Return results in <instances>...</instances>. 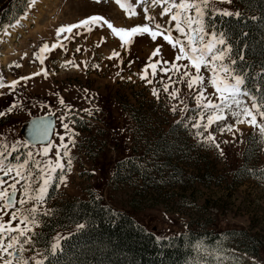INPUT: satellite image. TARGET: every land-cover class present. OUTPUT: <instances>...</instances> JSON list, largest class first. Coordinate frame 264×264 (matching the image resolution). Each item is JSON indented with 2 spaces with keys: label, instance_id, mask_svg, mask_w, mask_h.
Listing matches in <instances>:
<instances>
[{
  "label": "rangeland",
  "instance_id": "1",
  "mask_svg": "<svg viewBox=\"0 0 264 264\" xmlns=\"http://www.w3.org/2000/svg\"><path fill=\"white\" fill-rule=\"evenodd\" d=\"M7 1L0 0V7ZM121 2L123 8L117 0H100L99 3L96 0H36L31 6L27 0V11L19 19V25H0V41H3L0 43V78L6 85L0 88V112L4 113L0 115V125L1 121L6 125L0 127V138L9 143L26 142L21 136L26 120L45 115L57 117L47 157L36 153L48 144L21 149V152L33 151L42 167L49 159L56 160L58 154L63 157L66 179L64 183L57 181L48 187L43 205L46 210H51L59 201L89 199L91 189L115 209L130 213L159 237L179 235L189 228L208 231L244 228L250 234L264 236V176L235 174L249 146L252 161L264 170V136L247 124L236 125L239 131L222 134L214 124L209 132L215 135L219 149L202 143L196 129L191 127L194 121L189 117L196 116L197 109L186 83L173 84L169 76L172 81H176L177 76L160 71L161 67H166L163 61H174L175 49L162 38L152 42L147 36L137 37L128 47L121 46L119 37L106 25L94 26L91 32L76 29L67 38V34L57 36L61 26L93 15L103 16L117 28H131L146 22L139 0ZM236 4L231 0V3H217L215 7L236 12L239 6ZM129 5L137 13L135 16L127 10ZM161 11L156 7L148 14L156 16V22L166 24L168 18L161 17ZM4 30L10 35H5ZM173 35L177 34L173 32ZM45 43L63 47L45 52L41 64L37 54ZM159 45H163L160 55L152 57ZM113 52L119 56L109 59ZM157 60L161 64L153 76L149 63ZM17 64L20 67H16ZM146 68L152 83L141 79ZM13 81H19L15 88L9 87ZM165 85H169V91L180 89V98L189 108L186 114L171 111L178 101L169 99L164 92ZM153 89L157 90L158 98L153 95ZM212 91L208 83V93ZM130 111H137L144 125H137ZM65 123L70 131L63 127ZM223 123L234 124L235 121L229 117ZM174 124L176 129L170 133ZM159 134L170 144L175 142L182 146L183 154L169 161L176 169L169 171L168 165L164 169L169 157L150 149ZM62 144L68 145V156H63ZM121 160L132 161L151 174L156 186L150 187L136 174L127 182L115 178L117 163ZM173 171L179 174V182H173ZM20 196L18 192L17 199ZM31 206L17 205V208ZM8 219L9 216L4 217L5 221ZM246 248L236 238H225L221 253H214L216 257L211 264H264V253L252 257ZM25 255L33 256L35 252Z\"/></svg>",
  "mask_w": 264,
  "mask_h": 264
},
{
  "label": "snow or ice",
  "instance_id": "2",
  "mask_svg": "<svg viewBox=\"0 0 264 264\" xmlns=\"http://www.w3.org/2000/svg\"><path fill=\"white\" fill-rule=\"evenodd\" d=\"M35 2L36 0H29V6ZM96 2L99 3L100 0H96ZM225 2L231 3V0H139V3L143 5L144 20L146 21L143 24L131 28H117L103 16L93 15L78 23L61 26L57 29V36L67 34L65 36L67 38L73 35L76 29L83 28L91 32L94 26L104 27L106 25L113 35L119 37L121 46L124 47L130 46L137 37L147 36L152 42L162 38L176 50L177 54L173 62L163 61L166 67H161L160 71L165 74L174 73L177 76L176 81H172L169 76V80L173 84L186 83L197 109V115L189 117L194 121L191 127L196 129V136L202 143L219 149L220 146L216 143L215 135L209 132L214 124L219 126L222 134L224 132L234 133L239 131L236 125L247 124L264 136V65L261 66L258 79L250 76L247 67L240 68L238 66V60L241 63L245 60L246 45L242 46L238 50L236 58H233V45L230 43L228 33L215 29L214 22L217 16L240 18L239 12L215 7L217 3ZM117 3L122 8L124 7L121 0H117ZM156 7L162 9L159 13L161 17L168 18L166 24L156 22V16L148 14L150 9ZM127 10L131 11L133 16L137 14L130 5ZM19 23L18 19L16 24L9 27H15ZM173 32L177 35L174 36ZM4 34L10 35L7 30H4ZM242 35L246 37L248 34L245 32ZM2 42L0 41V43ZM162 46L156 47L152 57L160 55ZM57 47H63V45L43 44L37 54L40 63H44L45 52L52 51ZM79 51L80 49L77 48V52ZM117 56L119 53L113 52L109 59ZM185 61L187 63H184ZM68 63L79 68V65L72 61ZM160 64L159 60L149 63V67L153 70V76ZM16 67H20V65L17 64ZM85 67H87L86 62ZM96 67L99 66L96 65ZM205 73L208 75L206 76ZM39 74L35 73L34 75ZM43 74L47 76V70H44ZM29 78L22 77L21 79ZM141 79L152 83L148 79L147 68ZM206 80L213 89L211 93H208ZM250 81H257V83L253 86ZM18 83L19 81H13L9 87L15 88ZM5 86L3 79L0 78V88ZM164 92L168 94L170 100L178 101L177 104L172 105L173 113L179 110L186 114L189 111L184 99L180 98L179 88L169 91V85H165ZM153 95L159 97L156 89H153ZM179 105H184V107L179 108ZM3 114L0 112V115ZM229 117H232L235 123L222 124ZM258 117L261 119L258 120ZM63 127L66 131H70L67 123ZM206 133L207 135H205ZM43 136H48L46 129ZM61 140H64L63 136ZM30 147L34 146L28 145L27 142L9 143L5 138H0V173H2L0 175V264H59V254L63 252L61 243L64 239L63 236H56L54 242L50 243L43 252L36 249L34 240V237L37 236L35 229L40 226L38 217L50 214V210L43 208L48 187L57 181L65 182L63 157L58 154L56 160L49 159L42 167L41 162L35 159L33 151L21 152V149ZM60 147L63 149V156H68V145L62 144ZM50 151L51 141L36 155L47 157ZM221 155H223L222 151ZM30 164L31 167H29ZM67 164L71 165L70 158ZM57 172L60 175H55ZM6 177L8 179H5ZM34 184L40 186L33 187ZM17 185H21V188H18ZM18 192H21L19 199H17ZM28 204L32 206L17 208V205ZM12 209L15 211H9ZM5 216H9L7 221L4 220ZM14 224L16 226H13ZM83 227L84 225H78V228ZM29 252H35V255L26 256L25 253Z\"/></svg>",
  "mask_w": 264,
  "mask_h": 264
},
{
  "label": "trees",
  "instance_id": "3",
  "mask_svg": "<svg viewBox=\"0 0 264 264\" xmlns=\"http://www.w3.org/2000/svg\"><path fill=\"white\" fill-rule=\"evenodd\" d=\"M234 1L239 5L236 12L241 14L240 18L217 16L214 27L228 33L233 45V58L246 45L245 60L243 63L238 60V66L247 67L250 76L258 79L261 66L264 65V0ZM26 6L27 0H8L0 7V25L16 24L26 13ZM245 32L248 34L246 37L242 35ZM256 83L250 81L253 86ZM130 115L137 125H144L137 111H130ZM4 126L1 121L0 127ZM175 129L174 124L170 133H174ZM156 138L150 149L169 157L164 169L165 165L169 166V171L176 169L170 166L169 161L183 154L180 149L182 146L175 142L170 144L163 134ZM135 174L150 187L156 186L151 174L134 162L121 160L117 163L115 178L127 182ZM235 174L257 178L264 176V170L252 161L250 146L245 149L243 163ZM178 175L177 171H173V182L180 181ZM96 193L89 189L87 200L74 198L54 203L50 214L41 218L37 250L43 252L60 235L64 239L61 241L63 252L59 254V264H211V260L216 257H213L214 253H221L222 241L233 237L238 239L240 245L247 246L245 251H248V255L259 257L264 253V236L250 234L244 228L223 231L189 228L179 235L159 237L130 213L115 209ZM49 198H52L51 193ZM78 225L84 227L78 228Z\"/></svg>",
  "mask_w": 264,
  "mask_h": 264
},
{
  "label": "water",
  "instance_id": "4",
  "mask_svg": "<svg viewBox=\"0 0 264 264\" xmlns=\"http://www.w3.org/2000/svg\"><path fill=\"white\" fill-rule=\"evenodd\" d=\"M55 125L54 115L34 117L24 123L21 135L26 142L32 145L48 144L52 139ZM45 129L48 132L47 137L43 136Z\"/></svg>",
  "mask_w": 264,
  "mask_h": 264
},
{
  "label": "bare ground",
  "instance_id": "5",
  "mask_svg": "<svg viewBox=\"0 0 264 264\" xmlns=\"http://www.w3.org/2000/svg\"><path fill=\"white\" fill-rule=\"evenodd\" d=\"M11 30H12V28H11Z\"/></svg>",
  "mask_w": 264,
  "mask_h": 264
}]
</instances>
